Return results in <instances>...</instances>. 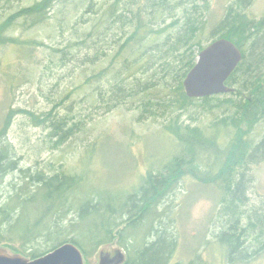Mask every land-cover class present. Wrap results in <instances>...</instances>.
Here are the masks:
<instances>
[{"label": "rangeland", "instance_id": "rangeland-1", "mask_svg": "<svg viewBox=\"0 0 264 264\" xmlns=\"http://www.w3.org/2000/svg\"><path fill=\"white\" fill-rule=\"evenodd\" d=\"M41 1L0 0V26H6L4 41L0 42V151L6 150L0 174V208L16 193L18 186L38 183V173L45 177L84 176L80 187L70 194L76 204L69 211L67 221L75 215L80 219L75 210L88 198L104 203L124 201V195L138 188L149 171L157 174L181 155L178 136L169 125L173 120L202 128L223 148L234 142V134L215 126L218 119L231 114L219 105L227 94H219L220 98L211 100L207 106L196 101L188 108L168 107L157 114L140 108L139 98L129 97L116 107L110 105V109L95 100L91 93L97 83L85 81L94 68L109 66L111 59L108 55L97 65L81 66V58L95 55L92 40L85 41L84 33L91 30L101 15L107 16V36L99 47L109 49L111 54L117 47L114 40L124 37L123 42L135 31L134 13L138 8L146 11L144 20L158 31L188 11L196 13L195 19L202 20L200 39L206 46L218 33V25L231 7L237 13L245 12L249 20L259 21L264 18V0H164L171 6L163 17L151 14L152 5L162 0H56L42 23L34 25L31 18L20 16L22 9ZM114 6L117 11L111 14ZM121 13L125 18L118 17ZM182 24L180 20L167 32L154 35L158 36L157 42L177 33ZM262 37L264 33H257L244 46L249 56L256 55L257 51L260 78H264ZM139 43L136 40L128 48ZM141 43L143 50L144 46L148 50L154 45L150 46V37ZM64 52L68 53L66 58ZM135 75L141 81L145 77L138 71ZM109 77L100 81L108 91ZM63 119L65 123L59 125ZM242 127L253 146L264 139V117L251 127ZM64 130L69 134L64 135ZM255 146L251 149L254 159L246 170V183L239 193L242 199L236 206L230 204V208L224 200L221 183H217L215 152L205 157L207 152L202 150L198 160L188 158L190 164L181 169L176 182L168 186L169 191L158 204L162 215L156 226L176 240L168 264L193 261L264 264V152L256 151ZM89 219L102 218L90 216ZM146 229L147 226L142 233ZM234 230L242 234L247 258L239 254L229 258V247L220 240ZM4 234L0 253L13 255L12 248H19L21 243ZM72 236L78 239L80 232L76 229ZM258 251L261 252L257 255ZM125 260L126 248L118 236L84 258L85 264H123Z\"/></svg>", "mask_w": 264, "mask_h": 264}, {"label": "trees", "instance_id": "trees-1", "mask_svg": "<svg viewBox=\"0 0 264 264\" xmlns=\"http://www.w3.org/2000/svg\"><path fill=\"white\" fill-rule=\"evenodd\" d=\"M55 1L42 0L22 9L20 16L27 20L31 18L34 25L42 23ZM168 6H171L168 1L155 2L151 14L163 17ZM115 11L117 9L114 6L111 14ZM145 12L143 9H137L134 13L137 20L135 31L123 42L121 40L124 37L114 40L116 44L114 46L117 47L111 49V54L109 49L99 47L107 36L105 30L108 24L107 16L101 15L91 30L85 31L84 40H92L95 55L87 54L81 58V66L97 65L108 55L111 59L109 66L99 70L94 68V72L88 75L86 84L91 81L97 83L91 96L95 95V100H100L109 109L112 108L110 105L116 107L129 97L139 98L141 100L139 107L152 114H157L168 107L188 108L196 101H202V106H207L211 104V100L220 98L219 94L201 98L190 97L183 84L188 72L195 66L199 53L207 46L202 45L200 32L203 22L197 16L195 19L196 13L187 11L177 21L158 31L150 27L151 22L144 20ZM203 13L201 11L200 16ZM238 13L231 7L218 25V33L212 39L214 41L227 38L244 53L243 61L226 81L233 91L226 93L229 96L219 102L220 107L230 110L231 114L215 122L216 128L223 127L234 134L235 140L232 144L223 148L202 128L173 120L169 125L178 136L181 155L176 156L157 174L149 171L138 188L124 195V201L118 199L113 203L112 201L104 203L88 198L75 210L80 219L75 215L69 221L66 217L76 204V201L70 198V194L80 187L84 176L56 174L45 177L43 173H38V183H23L18 186L16 193L0 208L3 216L0 217V227L4 228L0 229V244L5 238L4 233H7L10 240L17 239L21 243L19 248H12L15 252H12L13 255L35 259L64 243L72 242L81 249L84 258H87L92 256L100 245L109 243L118 236L119 242L126 248V260L123 264H168L175 250L176 240L165 229L156 226V221L160 222L162 215L158 211V204L169 191L168 186L176 182L181 169L190 164L188 158L191 156L192 159L198 160V155L203 153L202 150L207 152L204 154L205 157L212 152L217 155L218 164L215 166L218 182H216L221 183L227 208L231 207L230 204L236 206L235 204L242 199L239 193L242 191L243 183H246V170L254 159L251 149L255 146L252 141L246 139L242 126L251 127L264 117V78H260L261 75L258 74L257 51L256 55L249 56L244 49L245 44L257 33H264V18L251 21L245 12ZM118 17L125 18V14L121 13ZM180 20L183 24L179 26L177 33H171L164 41L157 42L158 36L154 35L160 36L161 33L167 32L169 27ZM5 27L0 26V42L4 41ZM147 37L152 39L150 46L154 45L148 50L144 46L143 50L140 48L143 45L141 41ZM136 40L140 43L134 48L131 44L129 49L130 43ZM196 47L199 48L198 52ZM67 54L64 52L65 58ZM137 71L145 75L142 81L135 75ZM108 76L109 91L100 85L102 78ZM129 79L132 81L128 82ZM236 89L241 91V97H237ZM64 123L63 119L58 124ZM64 131V135L69 134ZM258 149L264 152V139L255 146V150ZM5 159L6 150H1L0 174L3 172L2 163ZM90 216H100L102 219L90 220ZM146 226V231L142 233ZM76 229L80 232L78 239L72 236ZM242 238V234L236 233L235 230L221 236L220 240L229 247L227 253L229 258L235 254L248 257ZM260 252L258 251L257 255ZM189 264L201 263L193 261Z\"/></svg>", "mask_w": 264, "mask_h": 264}, {"label": "water", "instance_id": "water-1", "mask_svg": "<svg viewBox=\"0 0 264 264\" xmlns=\"http://www.w3.org/2000/svg\"><path fill=\"white\" fill-rule=\"evenodd\" d=\"M242 59L243 52L233 41L227 38L212 41L199 53L184 80L187 95L201 98L232 92L226 81ZM0 264H85V261L81 249L67 242L35 259L0 253Z\"/></svg>", "mask_w": 264, "mask_h": 264}, {"label": "flooded vegetation", "instance_id": "flooded-vegetation-1", "mask_svg": "<svg viewBox=\"0 0 264 264\" xmlns=\"http://www.w3.org/2000/svg\"><path fill=\"white\" fill-rule=\"evenodd\" d=\"M243 52V51H242ZM243 58H244V53H243ZM243 61V59L241 60V62ZM240 62V63H241ZM236 91H237V97H241L242 96V93H241V91H239L238 89H236Z\"/></svg>", "mask_w": 264, "mask_h": 264}]
</instances>
